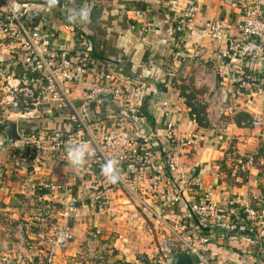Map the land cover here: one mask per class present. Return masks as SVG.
I'll use <instances>...</instances> for the list:
<instances>
[{"label": "crops", "instance_id": "1", "mask_svg": "<svg viewBox=\"0 0 264 264\" xmlns=\"http://www.w3.org/2000/svg\"><path fill=\"white\" fill-rule=\"evenodd\" d=\"M16 1L40 12L46 24L57 26L60 32L64 30L63 23L69 22L72 28L59 37L58 49L74 55L88 54L93 61L92 77L102 70L113 72L116 83L126 91L125 107L117 101L111 108L93 113L98 136L116 126L123 111L128 121L124 140L153 135L149 143L151 151L162 153L192 171L201 189L187 185L186 201L209 195L219 204H224L228 197L256 204L260 196L264 197V97L255 98L251 104L245 97H231V115L219 118L213 112L208 123L201 126L193 118L189 99L177 77L186 70L191 49L204 47L207 81L212 87L219 84L231 91V78L227 74L217 76L214 72L218 64L212 61L225 41L209 42L195 32L221 19L224 34L228 38L236 36L242 12L236 0H59L53 7H49L51 0ZM246 6L254 15L264 16V0H248ZM65 7L67 12L63 11ZM190 7L196 13L186 22ZM84 8L89 12L87 23L64 19L65 13L74 15ZM252 64L253 69L258 68ZM86 89L84 83L72 85L71 97L83 101ZM154 90L158 93L154 94ZM207 91L210 87L203 83L200 92ZM144 99H148L145 105L153 122L145 120L147 123L135 125L133 113L144 107ZM50 112L29 123L17 122L18 134H25L26 124L38 130L43 123L61 124L64 129L63 117L55 110ZM165 113L175 122L178 135H194L191 147L180 148L164 138ZM257 117L262 121L260 128L241 126L243 121ZM3 129L5 136L8 126ZM11 148L0 151V173L4 174L0 180V264H40L45 258L44 238L58 226H67L74 240L58 254L55 264H163L158 262L154 238L145 231L147 217L122 193L109 195L107 202L111 208L106 212L88 203L80 187L91 160L88 145L83 146L86 155L80 168L69 164L67 151L57 154L26 151L20 157L22 150ZM15 157L22 164L10 176L8 171ZM247 157H254V163L243 172L241 166ZM130 164L133 163L128 162L129 167ZM140 171L137 192L151 202L154 195L143 183L151 173L148 169L144 174ZM45 183L64 185L73 192L51 193L42 189ZM169 187L173 189L172 185ZM180 211L181 216H186L183 209ZM97 230L101 232L99 236L95 234ZM213 233L219 239L214 244L221 247L220 257H228L230 264H237L230 250L225 253L228 241L222 234L227 233L218 228ZM28 240L33 241L32 247H26ZM239 243L245 248L244 253L250 255V261L258 258L257 250L248 240Z\"/></svg>", "mask_w": 264, "mask_h": 264}, {"label": "built area", "instance_id": "2", "mask_svg": "<svg viewBox=\"0 0 264 264\" xmlns=\"http://www.w3.org/2000/svg\"><path fill=\"white\" fill-rule=\"evenodd\" d=\"M247 1H235L242 11L236 36L228 38L224 34L225 25L221 19L195 32L197 37L209 42L225 41L213 55L212 61L218 64L214 73L217 76L227 74L233 85L231 91L226 86L212 87L207 81L208 61L204 56V47L192 48L187 57L186 70L177 77L189 99L195 122L200 120L206 125L213 112L219 118L231 115V97H245L249 104L255 98L264 97V16L254 15L246 6ZM66 9L63 8V11L67 12ZM195 13L196 9L190 7L186 22L194 18ZM68 17L65 13L64 19ZM62 27L64 30L72 28L69 22L63 23ZM64 30L60 32L58 28L47 25L41 13L30 9L26 3L0 0V148H3L4 125L8 126L11 121L29 123L42 114L51 113V109L55 110L66 123L64 129L31 130L20 135L21 140L10 147L21 149L22 157L26 151L57 154L67 151L69 146L88 145L91 160L84 170L86 176L80 180L83 195L89 204L105 212L111 208L107 201L114 192L122 193L131 205L139 207L149 221L145 231L155 240L159 263L170 264L175 253L187 251L194 264H230L228 257L221 259L204 251L208 245L218 243L219 239L213 232L216 228L227 231V222L245 227L247 233L240 232L238 240L241 243L248 240L257 250L258 258L264 260V197L260 196L256 204L234 197H228L224 204H219L209 195L186 201V186L192 184L200 190L199 181L187 166L151 151L149 143L153 135L124 140L128 121L123 111L119 113L121 117H117L116 126L97 135L93 113L111 108L117 101L125 107L126 91L116 83L113 72L102 70L95 78L92 77L93 61L88 54L74 55L69 51H60L56 32L61 37ZM252 63L258 68L251 70L249 64ZM78 83L87 87L81 102L75 101L70 94L71 86ZM203 83L210 87V91L200 92ZM157 93L154 90V94ZM139 112L138 109L133 114ZM165 116L164 138L180 148L191 147L194 135H178L169 113ZM144 123L147 122H140ZM241 126L260 128L262 121L257 117L243 121ZM108 160L117 162L119 178L116 183L109 182L101 174L102 165ZM128 162L133 164L129 167ZM253 163L254 157H247L241 171L246 172ZM21 164V159L15 157L8 174L13 176ZM139 166L143 174L146 169L151 173L143 180L146 190L154 195L151 202L137 192L141 171L137 174L132 167ZM3 178L4 174L0 173V180ZM169 185L173 186L172 190ZM100 187L107 192L95 190ZM42 189L51 193L73 192L72 188L56 183H45ZM182 209L186 214L184 217L181 216ZM218 215L222 217L221 222H218ZM95 234L99 236L101 232L97 230ZM73 240L74 234L67 226L56 227L49 237L44 238L45 258L40 264H55L58 254L67 249ZM28 246L32 247L29 243ZM249 257L245 253L236 263L247 264ZM258 258L251 259L257 261Z\"/></svg>", "mask_w": 264, "mask_h": 264}, {"label": "trees", "instance_id": "3", "mask_svg": "<svg viewBox=\"0 0 264 264\" xmlns=\"http://www.w3.org/2000/svg\"><path fill=\"white\" fill-rule=\"evenodd\" d=\"M53 28L56 29L57 26L53 25ZM58 38L60 37V34L59 32H56ZM249 68H252L253 69V64H249ZM251 69V70H252ZM148 99H144L143 101V108H141L140 112L138 114H135L133 115V121H134V124L135 125H138L140 124V122L142 120H146V121H150V122H153V119L151 116H149L148 112H147V109H146V101ZM198 124L201 125V126H204V124L202 123V121H198ZM52 125H55V124H52ZM51 124H44L42 125V127L40 126V130H43V131H61L63 129V127H60L61 124L57 125L56 126H52ZM25 126V134L28 133L29 131L33 130V131H37V127H34L33 125H30V124H26L24 125ZM66 127V125H65ZM152 160V159H151ZM133 170L135 171V169L141 168V166L139 167H132ZM138 170V171H139ZM176 181V180H174ZM97 192H102V193H106L107 190L104 188V187H100V188H96L95 189ZM89 202V201H88ZM221 212V211H220ZM221 219L222 217L220 215H218V222H221ZM226 230L225 231L227 233V241H228V250L225 251V253L227 254L230 250V252H232V255L234 256V258L236 259V261L240 262L241 258L243 257V255L245 254L244 251H245V248H243L240 243H239V240H238V234L240 232H245L247 230H245V227L244 226H240V225H233L229 222L226 223ZM247 233V232H245ZM204 251L206 253H210V254H214V255H217L218 257L221 256V247L218 246L217 244H210L208 245L207 247L204 248ZM223 253V251H222ZM224 254V253H223ZM225 256L221 257V259H224ZM261 262V264H264V260H260L259 258L256 260H253V261H247V264H258V263ZM36 264V263H34Z\"/></svg>", "mask_w": 264, "mask_h": 264}, {"label": "clouds", "instance_id": "4", "mask_svg": "<svg viewBox=\"0 0 264 264\" xmlns=\"http://www.w3.org/2000/svg\"><path fill=\"white\" fill-rule=\"evenodd\" d=\"M59 0H51V5L49 7H53L58 4ZM70 22L73 23H87L89 19V12L86 8L79 10L78 12H74V15H69L68 17ZM86 150L83 147L69 146L67 149V159L70 165L74 168H80L83 166L85 162ZM116 161L108 160L102 165L101 174L111 183H116L118 181V173L116 170Z\"/></svg>", "mask_w": 264, "mask_h": 264}, {"label": "water", "instance_id": "5", "mask_svg": "<svg viewBox=\"0 0 264 264\" xmlns=\"http://www.w3.org/2000/svg\"><path fill=\"white\" fill-rule=\"evenodd\" d=\"M17 129V122L11 121L4 136L3 148H0V151L4 148H8L10 144H15L21 140V136L18 134ZM170 264H194V260L187 251L177 252L174 254Z\"/></svg>", "mask_w": 264, "mask_h": 264}, {"label": "rangeland", "instance_id": "6", "mask_svg": "<svg viewBox=\"0 0 264 264\" xmlns=\"http://www.w3.org/2000/svg\"><path fill=\"white\" fill-rule=\"evenodd\" d=\"M39 2H41V1H39ZM221 86L219 85V84H217V88H220ZM11 145V144H10ZM11 149H15V150H17V151H19L20 149H18V148H11ZM12 151V150H11ZM10 151V152H11ZM223 233V232H222ZM222 236H224V237H226V235L225 234H222ZM28 242L31 244V243H33V241L32 240H28ZM26 247H28L29 248V246L28 245H26ZM147 264H149V263H147ZM153 264H155V263H153Z\"/></svg>", "mask_w": 264, "mask_h": 264}]
</instances>
